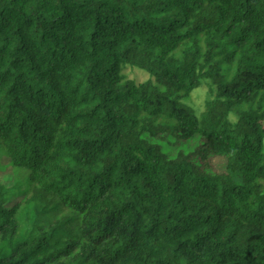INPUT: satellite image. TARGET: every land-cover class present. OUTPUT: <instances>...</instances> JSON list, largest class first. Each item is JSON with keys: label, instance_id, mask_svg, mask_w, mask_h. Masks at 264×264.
I'll return each mask as SVG.
<instances>
[{"label": "trees", "instance_id": "trees-1", "mask_svg": "<svg viewBox=\"0 0 264 264\" xmlns=\"http://www.w3.org/2000/svg\"><path fill=\"white\" fill-rule=\"evenodd\" d=\"M0 264H264V0H0Z\"/></svg>", "mask_w": 264, "mask_h": 264}, {"label": "rangeland", "instance_id": "rangeland-1", "mask_svg": "<svg viewBox=\"0 0 264 264\" xmlns=\"http://www.w3.org/2000/svg\"><path fill=\"white\" fill-rule=\"evenodd\" d=\"M130 77H135L137 80L141 81L144 80L148 77V73L143 72L141 70L138 69H133V70H128ZM205 93H206V87H200L198 89H196L190 96L189 99V103L194 106L196 109L201 110L202 106H203V102H204V98H205ZM2 161H6L5 158L1 159ZM224 159L222 157H215L212 161V165L216 166L218 171H222L224 169ZM11 167H8L7 169V174L9 175L10 173V169ZM15 194H12L9 201L10 204L14 202V200L19 197L14 196Z\"/></svg>", "mask_w": 264, "mask_h": 264}]
</instances>
